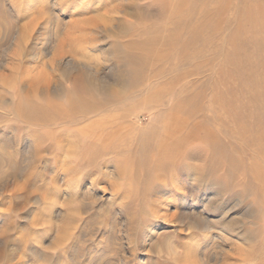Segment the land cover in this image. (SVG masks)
Instances as JSON below:
<instances>
[{
	"label": "rangeland",
	"instance_id": "374dc122",
	"mask_svg": "<svg viewBox=\"0 0 264 264\" xmlns=\"http://www.w3.org/2000/svg\"><path fill=\"white\" fill-rule=\"evenodd\" d=\"M33 3L0 0V264H264V0Z\"/></svg>",
	"mask_w": 264,
	"mask_h": 264
},
{
	"label": "bare ground",
	"instance_id": "6f19581e",
	"mask_svg": "<svg viewBox=\"0 0 264 264\" xmlns=\"http://www.w3.org/2000/svg\"><path fill=\"white\" fill-rule=\"evenodd\" d=\"M23 1V0H22ZM24 1H26V4H25V8L27 9V10H31L32 8H34V7H36V3L34 4H30V3H32V1L33 0H24ZM19 6V5H18ZM106 85V84H105ZM64 140H67V139H62L61 141H60V149H61V151L63 152V156H64V158L62 159V161H65V163H67L66 165H64V167H62V174H64V176H67V175H69V172H70V170H71V166L72 165H70L69 164V162H70V158H71V149H69L68 147H67V144L69 143H65V141ZM74 147V146H73ZM72 148V147H71ZM71 173V172H70ZM70 181L72 182V185H75L74 183H75V179L73 180V179H71L70 178ZM203 229H205V230H209V229H211V227H208V226H203ZM224 230H227V229H229V227H227V226H225L224 228H223ZM157 232V230L156 229H154L153 230V234H155ZM151 246V245H150Z\"/></svg>",
	"mask_w": 264,
	"mask_h": 264
}]
</instances>
